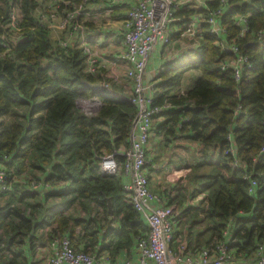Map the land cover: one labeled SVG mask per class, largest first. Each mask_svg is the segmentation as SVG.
I'll use <instances>...</instances> for the list:
<instances>
[{
	"label": "trees",
	"instance_id": "16d2710c",
	"mask_svg": "<svg viewBox=\"0 0 264 264\" xmlns=\"http://www.w3.org/2000/svg\"><path fill=\"white\" fill-rule=\"evenodd\" d=\"M92 1L85 0L83 7ZM38 4L0 0V154L6 156L3 166L16 192L0 194L6 197L0 206V264H27L24 244L31 249L34 239L43 243L45 226L48 242L67 236L75 251L93 254L99 245L114 258L147 228L120 175L103 173L99 157L129 147L137 108L112 78L88 70L82 48L50 39L47 24L34 16ZM79 4L83 0H64L56 14L61 17ZM226 4L219 19L226 42L234 39L249 66L237 81L232 69L222 70L231 53L202 22L192 60L157 74L151 106L158 109L153 120L160 118L155 131L166 142L176 148L184 142L197 145L195 160L174 166L171 185L160 195L173 207L174 241L181 237L176 245H213L232 220L229 246L248 256L264 240V0ZM205 6L198 10L204 18L217 2L209 0ZM236 14L247 15L242 36L232 20ZM189 69L196 72L193 86L172 93ZM95 84L100 87L92 88ZM85 100L97 102L90 113L80 107ZM232 145L234 156L227 151ZM115 158L121 165L123 157ZM21 175L27 179L23 185L13 181ZM250 178L256 181L251 195ZM33 181L47 187L29 190ZM198 195V203L189 202ZM106 198L112 203L110 215ZM74 206L73 214L79 207L86 214L67 213ZM96 207L102 218L89 213ZM74 237L83 247H74Z\"/></svg>",
	"mask_w": 264,
	"mask_h": 264
},
{
	"label": "built area",
	"instance_id": "2783aa9c",
	"mask_svg": "<svg viewBox=\"0 0 264 264\" xmlns=\"http://www.w3.org/2000/svg\"><path fill=\"white\" fill-rule=\"evenodd\" d=\"M41 7L36 18L46 23L49 29L54 24L59 4L64 0H37ZM92 1V0H90ZM112 3H124L127 0H110ZM217 6L208 11L205 18L198 13L193 15L180 30V35L192 40L187 46L196 49L199 46V33L195 24L205 22L208 33L217 39L218 44L231 53L226 58L221 69L233 70V76L237 81L244 68H247V58L239 53L234 39L226 42V29L220 24L228 0H215ZM83 4H79L70 12L62 11L59 26L70 27L71 21L83 13ZM173 0H136L125 13L123 20V45L122 59L126 63L125 78L131 85V91L127 94L128 100L137 108L133 120L129 147L111 154L99 157L100 170L110 176L120 175L123 189L129 202L139 214L143 223L147 226L145 234L135 237L137 261L135 264H264V240L258 243L252 254L240 256L232 249L230 244L231 231L235 224L232 220L222 231V238L215 244L201 248H189L185 242L174 246L175 218L173 207L166 205L159 193L149 186L145 165L147 160V147L151 135V127L154 115L158 111L152 107L151 91L153 85L146 82V64L157 45L167 46L171 42L169 26L173 20ZM37 7V8H38ZM203 9H206L204 6ZM247 15H234L232 20L236 27H240V36L246 31ZM264 42V30L262 31ZM63 45V44H62ZM94 61H88V70L94 71ZM95 103L96 100L94 101ZM234 156L235 147L232 145L227 150ZM123 157L118 164L115 155ZM5 155L0 154V194L11 191L9 173L3 166ZM234 165H238L235 161ZM247 193L253 194L256 189V181L248 180ZM47 184L42 182H30L29 190L40 191ZM52 254L43 264H116L106 252L89 254L83 251H75L67 236L54 238L50 242ZM122 264H132L125 260Z\"/></svg>",
	"mask_w": 264,
	"mask_h": 264
},
{
	"label": "crops",
	"instance_id": "0c3cea01",
	"mask_svg": "<svg viewBox=\"0 0 264 264\" xmlns=\"http://www.w3.org/2000/svg\"><path fill=\"white\" fill-rule=\"evenodd\" d=\"M136 0H127L124 3H112L110 0H94L88 3L83 9L82 18L79 23L73 26H66L64 29L59 26L60 16L54 18V24L49 29V37L56 43H61L66 46L75 48H82L85 51L87 62L92 59L94 61V68L96 73L103 72L107 77L112 78L116 85L121 88L123 93L129 94L131 85L125 78L126 63L122 59L124 51L123 45V20L129 6ZM173 20L169 26V34L171 42L167 46L157 45L146 64V82L153 85L158 80L157 74L164 67L173 68L181 66L192 60L195 49L187 48L186 46L192 42L185 36L180 35V30L186 22L193 15L198 13V10L203 9L205 3L209 0H173ZM41 7L36 8L34 16L39 13ZM195 29L198 33L201 32V26L195 24ZM190 51V52H189ZM184 55V56H183ZM95 72V71H94ZM196 72L192 69L184 72L181 82L173 89L174 94L182 92L193 86ZM153 91L150 92L152 96ZM160 122V118L156 117L153 120V127L150 135L149 144L147 147V160L146 173L148 176L149 186L152 190L162 194L163 190L171 185L170 170L180 163L182 160L188 159L195 160L197 145L194 143L184 142L181 144L182 149L172 146V143L165 142L162 138V132L155 131V126ZM19 178V180H18ZM20 178H26L21 175L14 182H20ZM12 181V182H13ZM25 186V185H24ZM12 191V190H11ZM7 194L13 195L16 192ZM0 195V206L3 200ZM77 207V205H75ZM74 207L68 210L67 213H72ZM102 218L101 208L89 212ZM86 213L79 207V210L74 216L83 217ZM110 215V214H108ZM110 223H108V226ZM146 226V224L144 223ZM107 226V227H108ZM147 228V226H146ZM49 226L43 228L44 241L43 243L34 239V248L29 249L28 243L24 244L23 253L26 258L27 264H43L44 261L52 254L50 242L46 240V233ZM99 226L95 228L98 231V236L101 234ZM78 227H76V231ZM103 233V232H102ZM181 237L176 236L174 246L178 243ZM177 242V243H176ZM72 243L77 247H81V243L74 237ZM83 247V246H82ZM100 246H97L96 253L103 252ZM137 250L135 242L128 250L120 251L112 260L116 264H122L125 260H130L132 264L137 261ZM66 264V263H64Z\"/></svg>",
	"mask_w": 264,
	"mask_h": 264
},
{
	"label": "rangeland",
	"instance_id": "374dc122",
	"mask_svg": "<svg viewBox=\"0 0 264 264\" xmlns=\"http://www.w3.org/2000/svg\"><path fill=\"white\" fill-rule=\"evenodd\" d=\"M51 29V28H50ZM90 100H92V99H90ZM89 100H85V102H81L80 103V107H81V109H83L86 113H90V112H92L94 109L93 108H95V106H96V104L97 103H95V102H88ZM162 135V134H161ZM162 138H164L163 136H162ZM165 142H166V140H165ZM180 149L179 150H181L182 149V147H179ZM18 180H19V178H18ZM20 182H23V181H26L27 179L26 178H20ZM24 183V182H23ZM4 198H6L5 196H3L2 197V200L4 199ZM200 198H201V195H198L197 197H194V199H191L189 202L190 203H192V204H196V203H198V200H200ZM76 207L74 206V209H75ZM71 210H72V208H71ZM73 213H74V210L72 211ZM76 213V212H75ZM176 229H178V226H177V228Z\"/></svg>",
	"mask_w": 264,
	"mask_h": 264
},
{
	"label": "water",
	"instance_id": "95a60500",
	"mask_svg": "<svg viewBox=\"0 0 264 264\" xmlns=\"http://www.w3.org/2000/svg\"><path fill=\"white\" fill-rule=\"evenodd\" d=\"M92 88H99L100 86L98 84L95 85H91ZM106 202H107V213L111 214L112 213V203L110 201L109 198H106Z\"/></svg>",
	"mask_w": 264,
	"mask_h": 264
}]
</instances>
